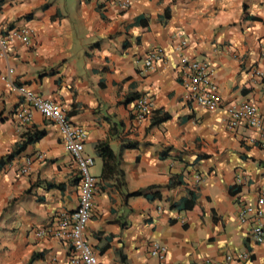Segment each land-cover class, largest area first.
<instances>
[{"label": "crops", "instance_id": "1", "mask_svg": "<svg viewBox=\"0 0 264 264\" xmlns=\"http://www.w3.org/2000/svg\"><path fill=\"white\" fill-rule=\"evenodd\" d=\"M5 28L31 32L28 44L10 40L0 54V264H71L74 256L53 232L66 231L60 222L77 204L76 165L56 125L30 108L19 88L56 103L86 131L83 151L96 158V188L82 235L100 264H200L226 256L232 264H264V240H252L251 219L237 216L264 191V150L250 140L254 129L227 126L231 105L247 100L264 111V0H137L126 9L109 0H0ZM154 46L164 55L146 69ZM180 54L209 63L219 108L187 102ZM136 94L153 103L143 119L133 110ZM20 108L29 110L26 123L14 116ZM156 112L169 117L151 125ZM32 131L41 137L8 159ZM99 140L114 162L95 155ZM129 142L133 147L121 149ZM176 177L181 184L164 187ZM186 189L196 193L193 206L171 207ZM135 191L156 196L127 195ZM156 243L163 251L152 254ZM243 252L247 258L239 259Z\"/></svg>", "mask_w": 264, "mask_h": 264}, {"label": "built area", "instance_id": "2", "mask_svg": "<svg viewBox=\"0 0 264 264\" xmlns=\"http://www.w3.org/2000/svg\"><path fill=\"white\" fill-rule=\"evenodd\" d=\"M120 9H126L137 0H109ZM31 30L27 28L0 29V54H3L10 40L19 39L22 44H28ZM184 46L182 41H177L174 48L181 51ZM164 51L160 46L150 48L144 59L143 65L146 69L152 68L154 62L162 59ZM179 79L186 92V100L196 107H201L209 111L216 110L221 106V98L216 92L214 83L210 77L212 68L209 63L204 60H198L188 57L184 54L179 55ZM252 76H258L259 70L251 71ZM7 85H11L6 80ZM27 105L37 111L42 117L53 122L58 131L62 134L63 144L68 151L70 157L76 165L79 177L78 184V200L75 208L70 212L68 217L60 222V228L68 227L65 230H56L53 232L55 236L65 237L71 248L74 250V256L70 258L71 264H100L97 260L92 248L85 242L82 230L89 218L90 200L93 191L96 188V178L90 173L94 161L89 155H85L83 151V142L86 137V131L83 127L73 124L65 112L59 106L49 99L42 98L30 92L18 89ZM152 101L146 95L138 96L133 102V110L137 119H143L148 116L152 110ZM15 118L20 122H28L30 113L25 108H20L14 112ZM244 125L255 130L256 137L250 140L264 150V111H258L255 104L245 100L237 105H231L227 109V126L234 129L237 126ZM26 167L22 168V172L27 171ZM236 184L242 183L239 175L234 179ZM264 191L257 192L256 200L253 204L239 206L237 216L240 220L250 221L249 236L252 240L262 242L264 240ZM163 247L157 243L151 248L152 254L162 252ZM239 259H246L247 252H243L237 256ZM232 257L226 256L223 261H212L204 259L200 264H232Z\"/></svg>", "mask_w": 264, "mask_h": 264}, {"label": "trees", "instance_id": "3", "mask_svg": "<svg viewBox=\"0 0 264 264\" xmlns=\"http://www.w3.org/2000/svg\"><path fill=\"white\" fill-rule=\"evenodd\" d=\"M138 19L139 18L137 16L135 20H137V22H138ZM136 96H138V94L133 95L132 97L135 98ZM133 98H129V99L132 100ZM168 117H169V115L167 113L156 112L150 116V124L154 125V124L160 123V122L166 120ZM41 135H42L41 131H32L30 133L26 132L24 134V139L21 142L15 144L14 147L12 148V150L7 155L8 159H11L15 154H17L19 151H21V149L24 145L38 140L41 137ZM130 147H133V144L130 142L125 144V145L124 144L121 145V149L130 148ZM93 150H94L95 155L101 160V162L103 164L106 165V163H108V162H114L115 155L113 154L112 150L110 149L107 141H105V140L96 141L93 144ZM199 157L203 158V157H205V155H201ZM0 164H1V161H0ZM104 168H106V167H104ZM181 183H182V180L179 177H176V179L170 178L164 187H171L173 185H178ZM52 186H54V185L53 184H47V187H52ZM231 192L235 193V192H237V189H233V191H231ZM127 195H143L148 200L153 199L156 196L155 192L148 194V193H145L143 191H135V192L127 193ZM195 199H196L195 191L193 189H186L185 195L180 197L176 202H173L171 204V207L177 208V209L185 208V207L190 208L193 206Z\"/></svg>", "mask_w": 264, "mask_h": 264}, {"label": "rangeland", "instance_id": "4", "mask_svg": "<svg viewBox=\"0 0 264 264\" xmlns=\"http://www.w3.org/2000/svg\"><path fill=\"white\" fill-rule=\"evenodd\" d=\"M93 161L96 162V158H93ZM90 171V170H89ZM91 173V172H90Z\"/></svg>", "mask_w": 264, "mask_h": 264}]
</instances>
